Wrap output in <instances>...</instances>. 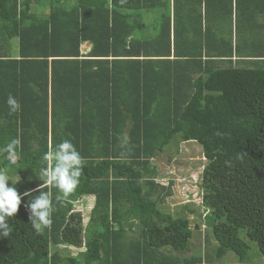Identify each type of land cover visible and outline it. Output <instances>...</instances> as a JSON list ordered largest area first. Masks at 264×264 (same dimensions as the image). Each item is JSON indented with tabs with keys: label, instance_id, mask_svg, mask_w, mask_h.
<instances>
[{
	"label": "trees",
	"instance_id": "16d2710c",
	"mask_svg": "<svg viewBox=\"0 0 264 264\" xmlns=\"http://www.w3.org/2000/svg\"><path fill=\"white\" fill-rule=\"evenodd\" d=\"M31 2L0 0V148L21 141L0 171L39 195L42 156L65 139L85 167L64 203L44 189L54 211L40 234L21 195L0 264H264V0H78L43 21ZM171 141L203 155L201 199L174 211L173 176L159 182L152 162ZM90 197L83 224L73 202Z\"/></svg>",
	"mask_w": 264,
	"mask_h": 264
},
{
	"label": "clouds",
	"instance_id": "9594fccd",
	"mask_svg": "<svg viewBox=\"0 0 264 264\" xmlns=\"http://www.w3.org/2000/svg\"><path fill=\"white\" fill-rule=\"evenodd\" d=\"M6 103L10 114L20 110V103L13 95H8ZM20 144V139L14 138L4 145L3 148H0V153L11 157L15 155L16 149L20 147ZM42 160L47 162L48 166L40 172L38 177L41 181L38 185L39 195L34 197L30 191H25L22 194L18 193L16 186H14L18 180H11L13 182L12 186H8L9 175L6 171H0V237H11L13 228L8 223V220L18 211L21 195L32 197L26 204L29 209V221L36 233L40 234L44 228L51 225V213L54 211L50 194L44 189L49 186L58 189L62 195H57L56 200L59 203H64L66 198L77 187L85 167V160L70 140L65 139L50 148L49 151L43 154ZM9 162L10 164H15L16 160L10 159ZM192 198L201 199L197 194L195 197L192 196ZM200 213H204L202 207H200Z\"/></svg>",
	"mask_w": 264,
	"mask_h": 264
},
{
	"label": "rangeland",
	"instance_id": "374dc122",
	"mask_svg": "<svg viewBox=\"0 0 264 264\" xmlns=\"http://www.w3.org/2000/svg\"><path fill=\"white\" fill-rule=\"evenodd\" d=\"M70 0H67L66 3L68 4ZM33 5V1L31 2V6ZM41 7V6H39ZM39 7L33 5V11L36 13L39 10ZM47 6L44 5L43 8L45 9ZM154 12H145L143 14V20L146 22H150L152 15ZM149 32H152V28L148 27ZM136 35H139L138 32H135ZM17 54V47H15L12 50V55ZM178 138L176 137L175 140ZM174 141H171V143ZM169 144L167 148L165 149V152L162 153V156L157 157L158 159H153L152 162L155 164L156 168L158 169L160 175L157 178V180L160 182L162 181L163 184H166L165 181L168 179V176H173V185H172V194L167 195L165 197V203L169 209H172L173 211L175 208L179 207L180 205L184 204V202L188 201V192L192 193V196L195 197L198 189L194 187L193 183L198 180V173L202 170V166L199 165V161L203 159L202 150L199 144H197L194 141H189L188 143H180V144ZM189 175V177H188ZM163 178H160V177ZM93 198H87L85 200V203L83 202H73V210L79 211L82 218V223L86 224L91 209L93 207ZM194 200H197L195 198ZM198 211L200 213V207L198 206ZM187 213L186 211L183 212V215ZM191 220V226L194 227L193 223V214L189 215ZM204 225L201 226V229H203ZM195 233H197V230H195ZM134 234V233H132ZM199 238L198 235H196V238H194V244L193 247L197 251L196 248L199 247L200 253L205 254L207 252H210V248L214 246V241L211 240L210 243H205L204 241H197ZM206 245V249H205ZM60 254L62 255H71L74 256L77 254L79 249L77 247L72 246H60L57 248ZM205 252V253H203ZM223 261H218V264H222ZM224 263V262H223ZM202 264H205L203 262ZM228 264V263H224ZM230 264V263H229ZM232 264H241V263H232Z\"/></svg>",
	"mask_w": 264,
	"mask_h": 264
},
{
	"label": "crops",
	"instance_id": "0c3cea01",
	"mask_svg": "<svg viewBox=\"0 0 264 264\" xmlns=\"http://www.w3.org/2000/svg\"><path fill=\"white\" fill-rule=\"evenodd\" d=\"M33 1V5L35 4V6L39 7L38 12L36 13L35 11H33V5L31 6L30 4V11L31 13L35 14L39 19H41L43 21L44 18L49 17L51 12L53 11L54 8L59 9L61 7L69 10L71 8H74L77 4H78V0H70V2H68V4L66 3L67 0H32ZM46 5L47 7L44 9L43 6ZM6 36L8 38H11V40H13L14 43V48L17 47L16 45V39L12 38V34L9 33V31L7 30V32L5 33ZM13 48V49H14ZM91 49V42L90 41H85L82 43V45L80 46V51L82 54H87ZM18 52V50H17ZM92 198V197H90ZM74 202H84L82 199L79 201H74ZM94 203V201H93Z\"/></svg>",
	"mask_w": 264,
	"mask_h": 264
}]
</instances>
